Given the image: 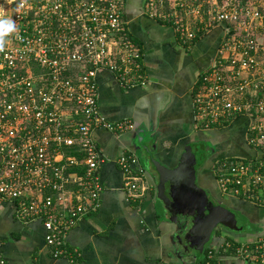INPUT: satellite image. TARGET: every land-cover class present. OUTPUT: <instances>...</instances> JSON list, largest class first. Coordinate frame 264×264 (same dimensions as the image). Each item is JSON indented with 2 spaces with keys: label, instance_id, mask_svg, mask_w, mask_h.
<instances>
[{
  "label": "built area",
  "instance_id": "2783aa9c",
  "mask_svg": "<svg viewBox=\"0 0 264 264\" xmlns=\"http://www.w3.org/2000/svg\"><path fill=\"white\" fill-rule=\"evenodd\" d=\"M123 4L0 0V18L10 17L16 25L0 44V197L15 203L25 223L41 221L53 254L72 264H79L78 253L67 249L68 233L99 209L103 190L95 132L104 128L121 134L135 128L130 120L111 122L102 115L97 76L111 72L124 89L148 82ZM145 11L170 22L190 41L225 25L218 56L200 78L196 117L206 127L247 117L246 140L254 154L214 160L212 173L225 199L264 207V69L259 60L264 0H146ZM179 13L199 18L197 27H188ZM69 148L77 151L67 154ZM116 162L129 199L138 200L148 189L141 184L139 159L122 154ZM219 238L207 253V264L220 251L264 264V231L246 241L228 232Z\"/></svg>",
  "mask_w": 264,
  "mask_h": 264
},
{
  "label": "crops",
  "instance_id": "0c3cea01",
  "mask_svg": "<svg viewBox=\"0 0 264 264\" xmlns=\"http://www.w3.org/2000/svg\"><path fill=\"white\" fill-rule=\"evenodd\" d=\"M145 1L124 0L123 10L129 35L144 55L147 85L124 89L111 72L101 71L97 76L102 115L111 122L130 120L135 128L121 134L104 128L95 132L103 158L99 168L103 184L100 207L67 236V249L78 253L79 264H207L204 251L182 252L180 230L169 219L157 192V180L153 183L150 177L154 172L149 157L176 167L187 145L204 144V140L217 145L219 156L246 158L254 154L249 145L239 147L232 141L243 136L247 142V117L213 127H206L196 117L194 99L200 78L218 56L224 26H213L191 41L183 39L170 22L147 14ZM179 16L188 25L184 21L188 17ZM245 150L248 155L242 154ZM234 152L238 154L230 155ZM122 154L139 159L141 184L148 189L138 200L129 199L124 189L125 175L116 162ZM198 181L202 188H209L212 182L214 187L218 185L210 174H200ZM239 201L243 204L236 203V207L252 208L259 216L253 204ZM45 235L41 221L25 223L17 216L15 203L0 197V264H72L67 257L53 254ZM220 240L215 237L206 247L208 252ZM210 264L252 263L220 251Z\"/></svg>",
  "mask_w": 264,
  "mask_h": 264
},
{
  "label": "water",
  "instance_id": "95a60500",
  "mask_svg": "<svg viewBox=\"0 0 264 264\" xmlns=\"http://www.w3.org/2000/svg\"><path fill=\"white\" fill-rule=\"evenodd\" d=\"M206 158V146L198 142L184 148L176 167H168L153 156L149 157L155 173L150 177L153 183L157 180V192L165 203L169 219L180 230L178 238L182 252L198 249L203 252L218 225L235 231L246 229V221L236 210L223 206L197 186L199 167Z\"/></svg>",
  "mask_w": 264,
  "mask_h": 264
},
{
  "label": "rangeland",
  "instance_id": "374dc122",
  "mask_svg": "<svg viewBox=\"0 0 264 264\" xmlns=\"http://www.w3.org/2000/svg\"><path fill=\"white\" fill-rule=\"evenodd\" d=\"M203 19H207V16H209L208 14V11L206 9H203ZM199 18H196L193 16H190L189 19L186 18L184 21L188 23L189 26H194L193 28H196L199 21H198ZM261 43L264 44V34L262 35L261 37ZM260 57H259V60H260V64H261V67L264 69V50L260 53ZM233 142H237V145L239 147H245V145H247L246 143H244V139H243V136L242 137H237L236 140L232 139ZM204 144L207 145V151L210 155L214 154L213 151L215 152L216 150V144H213L212 142H210L209 140H204L203 141ZM216 147V148H215ZM249 152H247L246 150L242 153V154H245V155H248ZM236 155L238 153H233V154H230V155ZM240 154V155H242ZM221 157H229V156H226V155H223ZM220 159V156L217 155L215 157V160H219ZM231 204L232 207L234 208V210L237 211L238 215L242 216L245 218V221H247V227L245 230L243 231H235V230H230V229H226L224 228V232H228V234L230 233V235H232L234 238H236L237 240L239 241H246V240H249V239H252L253 237H255L256 235L262 233V231H264V222L262 221V217L264 215V207H258V214H259V217L257 216V212L253 211L252 213V208H245L244 207H236V203L237 205H240V204H243L241 201H239L238 198H232L231 200ZM235 201V202H234ZM234 203V204H233ZM161 205V203H160ZM248 205V204H247ZM252 206V205H251ZM253 207V206H252ZM256 207V205H255ZM248 209L250 211H248ZM182 223H184V220H182ZM188 252L190 251H186L185 254H188ZM195 253H201V251L198 249V250H195L194 251Z\"/></svg>",
  "mask_w": 264,
  "mask_h": 264
},
{
  "label": "flooded vegetation",
  "instance_id": "af4514ba",
  "mask_svg": "<svg viewBox=\"0 0 264 264\" xmlns=\"http://www.w3.org/2000/svg\"><path fill=\"white\" fill-rule=\"evenodd\" d=\"M216 148V147H215ZM216 151L218 150L217 148L215 149ZM214 152V151H213ZM206 154H207V158H206V161L199 167V171H198V176L200 175V174H210L211 176H212V174H211V171L209 170V168L207 169V171L204 173L203 172V169L204 168H207V167H209V163L211 162V159H213L214 158V156L217 154L216 152H214V154H212V155H210L209 153H208V151L206 150ZM183 174H185L184 172H183ZM212 180H215L214 178L212 179ZM213 183V182H212ZM211 183V185H210V187L209 188H205V187H203L204 188V190L206 191V193L208 194V195H210V196H212L213 198H214V200L215 201H217V202H219V203H221V204H223V206H225V207H227V208H230V209H234L233 207H232V205H230L231 204V199H225L221 194H220V191H219V189H218V185L216 186V187H214L213 185L214 184H212ZM216 183V182H215ZM198 187H201L200 186V184H199V181H198V185H197ZM202 188V187H201ZM226 200V201H225ZM240 200V199H239ZM230 203V204H229ZM234 204V203H233ZM240 216V215H239ZM242 219H244L245 220V218L244 217H242V216H240ZM259 217V216H258ZM181 220H183V219H181ZM180 220V221H181ZM246 227H247V221H246ZM224 228H226V227H224L223 225H218L216 228H215V230L213 231V233H212V236H211V240H210V242L206 245V247L207 246H209V244L212 242V240L215 238V237H219V235H220V233H222V232H224L225 230H224ZM227 229V228H226ZM206 247H205V249H206Z\"/></svg>",
  "mask_w": 264,
  "mask_h": 264
},
{
  "label": "clouds",
  "instance_id": "9594fccd",
  "mask_svg": "<svg viewBox=\"0 0 264 264\" xmlns=\"http://www.w3.org/2000/svg\"><path fill=\"white\" fill-rule=\"evenodd\" d=\"M23 5H20L22 7ZM16 25L11 20L10 17L8 18H0V44L3 43L2 38L9 33L15 31Z\"/></svg>",
  "mask_w": 264,
  "mask_h": 264
},
{
  "label": "trees",
  "instance_id": "16d2710c",
  "mask_svg": "<svg viewBox=\"0 0 264 264\" xmlns=\"http://www.w3.org/2000/svg\"><path fill=\"white\" fill-rule=\"evenodd\" d=\"M222 26H225V25H222ZM225 28H226V27H224V29H225ZM227 28L229 29V31H228L229 33H227V34L230 35V34L232 33V28H231V27H227ZM202 34H203L202 32H201V33L199 32L197 38H198L199 36H201ZM221 42H222V40H221ZM260 55H261V54H260ZM226 124H229V123H228V122H225L224 125H226ZM245 143L247 144L246 141H245ZM247 146H248V144H247ZM248 147H250V146H248ZM75 151H77L76 148H69V149L66 150V153H67V154H72V153H74ZM216 156H217V155H216ZM216 156H215V157H216ZM221 156H222V155H221ZM221 156H220V158H222ZM215 157H214L213 159H211V162L209 163V167L203 169V172L205 173V172L207 171V169L209 168V170L211 171V174H212V176H211L212 179H213V178L215 179V176H214V174L212 173V168H213V165H214V162H215V161H214V160H215ZM251 204H252V203H251ZM252 206H253L254 208H256V209L258 208L257 205H256V207H255V204H253ZM204 253L207 254V253H208V249H205V250H204Z\"/></svg>",
  "mask_w": 264,
  "mask_h": 264
}]
</instances>
